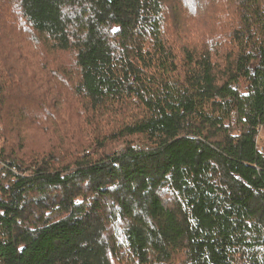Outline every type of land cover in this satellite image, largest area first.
<instances>
[{
	"label": "trees",
	"instance_id": "trees-1",
	"mask_svg": "<svg viewBox=\"0 0 264 264\" xmlns=\"http://www.w3.org/2000/svg\"><path fill=\"white\" fill-rule=\"evenodd\" d=\"M0 144V264H264V0H0Z\"/></svg>",
	"mask_w": 264,
	"mask_h": 264
},
{
	"label": "rangeland",
	"instance_id": "rangeland-1",
	"mask_svg": "<svg viewBox=\"0 0 264 264\" xmlns=\"http://www.w3.org/2000/svg\"><path fill=\"white\" fill-rule=\"evenodd\" d=\"M32 118H34L32 120H35V121H37L39 123H41V121H42V116L40 114H33ZM28 120L29 119H27L25 121V124L28 123ZM32 125L29 123V126H31V127H27L26 128V130H27L26 134L30 133L32 135L33 139H34L32 141H31V138H30V140L27 139V144L28 145H30L33 141H37L38 142V141L44 140V138H45V136L47 134V132H46V134H44L43 131L41 132V130H40V128L38 126H36V125L32 126ZM78 130H80V127L78 128ZM78 130L76 131L77 137H83V136L87 135V133L85 131H78ZM30 134H28V137H29Z\"/></svg>",
	"mask_w": 264,
	"mask_h": 264
},
{
	"label": "built area",
	"instance_id": "built-area-1",
	"mask_svg": "<svg viewBox=\"0 0 264 264\" xmlns=\"http://www.w3.org/2000/svg\"><path fill=\"white\" fill-rule=\"evenodd\" d=\"M0 155H1V144H0ZM6 165L7 164L4 161H2L0 158V171L6 168ZM12 171L17 172L16 168H12Z\"/></svg>",
	"mask_w": 264,
	"mask_h": 264
}]
</instances>
